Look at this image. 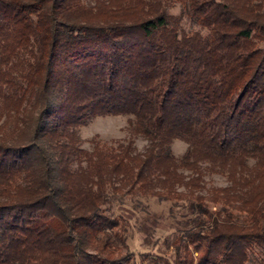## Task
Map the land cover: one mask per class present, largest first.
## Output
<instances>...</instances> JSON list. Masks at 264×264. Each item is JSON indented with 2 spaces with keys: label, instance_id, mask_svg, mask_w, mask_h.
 <instances>
[{
  "label": "trees",
  "instance_id": "1",
  "mask_svg": "<svg viewBox=\"0 0 264 264\" xmlns=\"http://www.w3.org/2000/svg\"><path fill=\"white\" fill-rule=\"evenodd\" d=\"M150 199L168 264H264V0H0V264H129Z\"/></svg>",
  "mask_w": 264,
  "mask_h": 264
},
{
  "label": "rangeland",
  "instance_id": "2",
  "mask_svg": "<svg viewBox=\"0 0 264 264\" xmlns=\"http://www.w3.org/2000/svg\"><path fill=\"white\" fill-rule=\"evenodd\" d=\"M173 12L176 13L177 9ZM128 119L127 116H98L91 119L78 130L82 148L90 149L92 139L108 144H113L114 141L126 142L131 137ZM133 139L138 150H141L144 142L135 137ZM185 149V143L180 140H174L171 145V152L176 157H180ZM205 181L209 186L225 184L224 179L217 175L207 176ZM142 205L144 211V214H141L142 218L137 213L130 215L128 212L130 210L126 206L122 211L117 207L113 211L116 216L122 213L129 218L128 243L134 252L129 264H168L172 259V251L167 245L173 239V229L168 219V205L158 203L154 199L144 201ZM152 219H156L157 224H153Z\"/></svg>",
  "mask_w": 264,
  "mask_h": 264
}]
</instances>
